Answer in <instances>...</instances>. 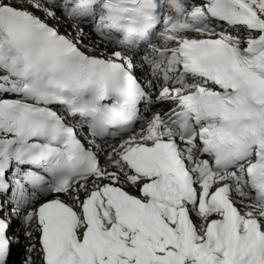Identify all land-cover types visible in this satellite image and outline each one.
Segmentation results:
<instances>
[{
	"label": "snow or ice",
	"instance_id": "6c2138e0",
	"mask_svg": "<svg viewBox=\"0 0 264 264\" xmlns=\"http://www.w3.org/2000/svg\"><path fill=\"white\" fill-rule=\"evenodd\" d=\"M14 248L264 264V0H0V264Z\"/></svg>",
	"mask_w": 264,
	"mask_h": 264
},
{
	"label": "rangeland",
	"instance_id": "374dc122",
	"mask_svg": "<svg viewBox=\"0 0 264 264\" xmlns=\"http://www.w3.org/2000/svg\"><path fill=\"white\" fill-rule=\"evenodd\" d=\"M15 222V226L18 224L17 221ZM22 256H23V250L22 248H14L12 253V264H22Z\"/></svg>",
	"mask_w": 264,
	"mask_h": 264
},
{
	"label": "bare ground",
	"instance_id": "6f19581e",
	"mask_svg": "<svg viewBox=\"0 0 264 264\" xmlns=\"http://www.w3.org/2000/svg\"><path fill=\"white\" fill-rule=\"evenodd\" d=\"M18 222V221H17ZM14 227H15V222H14Z\"/></svg>",
	"mask_w": 264,
	"mask_h": 264
}]
</instances>
